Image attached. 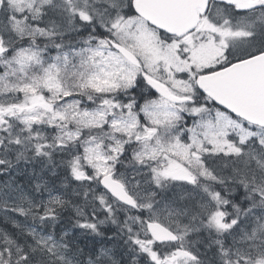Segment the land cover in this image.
Returning a JSON list of instances; mask_svg holds the SVG:
<instances>
[{
	"label": "rangeland",
	"instance_id": "374dc122",
	"mask_svg": "<svg viewBox=\"0 0 264 264\" xmlns=\"http://www.w3.org/2000/svg\"><path fill=\"white\" fill-rule=\"evenodd\" d=\"M108 3H110V0L106 1ZM113 5H110V7H112ZM67 10H71L73 9L72 4H68L67 5ZM93 14H96V16H98L97 12H94ZM101 17V14H100ZM213 32H216L218 34H221L223 32H220L219 30H216L214 27H209ZM17 30V29H15ZM13 31V30H12ZM11 31L10 36H13V33ZM29 36L31 37L32 34H29ZM9 46V45H7ZM19 53V51H17V54ZM25 53L23 54V52H20L19 54V58L21 60H23ZM1 65V64H0ZM199 68V67H197ZM181 78H183V75H181ZM185 80V78H183ZM97 82H102V77L101 74L97 76ZM49 84H52V82L49 81ZM177 85L179 88L185 87L187 88L189 85H186L185 83L180 82L179 80H177ZM8 93V91H7ZM12 98L4 95L2 97V100H0V115H3L4 111H6L7 107H10L9 109L11 110V114L13 116L14 111L13 110H17L20 111V109H23L25 107H27V105H23L21 102H19L16 98L18 97V95L16 96V92L12 93ZM15 96V97H14ZM14 97V98H13ZM22 105L21 107L18 106ZM38 104L37 99H32L29 101L28 106H29V111L27 112V118L32 120V119H36V114L38 113V108H35V106ZM17 107H16V106ZM16 111V112H17ZM4 116V115H3ZM12 118V117H11ZM27 120V119H26ZM2 121H3V117H2ZM4 123L0 122V125H3ZM30 147V145H27V142L23 141L22 142V147L21 150L25 151L28 150V148ZM6 149L5 151V156H10L9 154V147L5 146L3 147L2 145H0V149ZM52 150V149H51ZM227 150V149H226ZM7 152V153H6ZM51 152L54 153V151L52 150ZM49 152V150L47 151V153H51ZM9 154V155H8ZM163 160H161L159 162L158 168H160L159 171V176L157 178V182L160 181V179L164 176H169V175H174L175 176V186L174 187H166L167 190L170 191H165V195L167 198H164L163 204L165 205H169L170 199L172 198V196L176 195V194H181L182 192L185 191H176L177 189L179 190H186L187 189V183L190 181L191 179V175L192 173H190V170L188 168V166L185 164V162H182L181 160H179L178 158H176L174 156V152H168L167 154H164L163 156ZM96 158V156L92 153H90V159L91 161H94ZM6 164V161H0V166H3ZM11 167L13 168V165H11ZM233 168V167H232ZM19 172L17 171V173L14 172L13 177L12 178H7L6 182L3 184H0V219L2 221L3 220H8L11 219V214H8L7 212L9 210H11V208H15L17 207V210L22 211V209H27L28 211H31L32 209H34V207H37L38 210L42 209V204L45 203V207L47 204V200L49 198H51L53 195L50 192H46L45 194V198L41 200V202H37V194L40 192L39 189L41 188V186L43 185L42 179H35L34 178V174H35V169L34 168H29V169H21L18 167ZM100 171H103V167L100 166L99 167ZM25 171V172H24ZM0 173H4L3 171H0ZM6 173V172H5ZM23 174V175H22ZM27 174V175H26ZM130 179H131V186L132 187H139L143 190L144 193L147 192L146 189V185L142 184L141 186H139L138 182H134L135 180H137L139 178V175L136 171H134L132 174L129 175ZM249 176V174H248ZM18 177H22L23 179L17 183V178ZM246 180L247 183H249L250 185L253 184V187L255 186V183L253 181H255V177L253 178V181L251 180ZM258 181V180H256ZM253 182V183H252ZM52 188H54V186H52ZM59 188L60 189H67L68 185L66 184V178H64L62 181H60L59 183ZM30 189V191H29ZM35 189H37L35 191ZM76 195V193H74V196ZM169 195V196H168ZM72 204V202H70ZM257 204V203H255ZM76 209V208H75ZM251 210V209H250ZM32 213V212H31ZM181 219L185 220L187 223L184 224V228L186 230H189L191 228H195L196 226H201L199 224H201L200 219H198L197 217H188L187 214H183L181 213ZM157 215V214H156ZM155 215V216H156ZM201 215V214H200ZM15 218L14 219H22L20 218L21 216L19 215H13ZM33 219H36L35 215L31 214V218H29L27 220V223L32 222ZM173 219L176 220V222L178 221V219L180 220V218H177L175 215H172L170 217L168 216H162L161 217V221H169L171 220V223L173 222ZM170 223V224H171ZM181 225L180 223H176V225L174 226V228L176 229V231L181 230ZM26 229L28 230V233L35 236L36 232L35 229L33 227H26ZM42 230L45 231L44 227H41ZM44 236H46V232L43 233ZM17 239H21L24 240L25 239V234L23 233H18L17 234ZM6 237V233L3 229L0 228V238ZM236 238V235L230 238V241H232L233 244L236 243V241L234 240ZM28 241L29 239L26 238ZM2 240V239H0ZM202 240V239H200ZM199 240V241H200ZM13 241V240H11ZM201 243L204 245V247L207 246V242H205V240L201 241ZM144 243H140L139 245H143ZM31 250V257L33 258V256L36 255V248L34 246H32L30 248ZM79 250H81L80 247L77 248V250L72 254L69 255L68 252H65L64 250H62V248H57V250L55 251L56 253H51V256L53 259L49 258L48 256V260L51 261L48 264H84L83 260L80 259V257H77V253L79 252ZM101 253V251L99 252V254ZM136 258V257H135ZM99 261L103 260L104 258H102L101 256H98L97 258ZM108 261V259H107ZM110 261V260H109ZM101 264V263H97L94 260L91 261H87L86 264ZM109 264V263H107ZM186 264H190V263H186Z\"/></svg>",
	"mask_w": 264,
	"mask_h": 264
},
{
	"label": "trees",
	"instance_id": "16d2710c",
	"mask_svg": "<svg viewBox=\"0 0 264 264\" xmlns=\"http://www.w3.org/2000/svg\"><path fill=\"white\" fill-rule=\"evenodd\" d=\"M42 41H43L44 47L47 50L54 51L55 46H56L54 40L49 39L47 37H43ZM57 54H58V52H57ZM24 157L25 158L22 159L23 161H28V160L31 161L32 160V156H28V157L24 156ZM0 158L4 159L1 156H0ZM16 161H17V159L13 158V162H16ZM40 167L41 166H38L37 171L40 169ZM228 169L233 171L234 168L229 167ZM248 171H249V174H250L251 170H248ZM45 174H46V172H45ZM262 178H264L263 173H262ZM50 180H52V179H50ZM56 185H57V187H59V184H56ZM70 202H72V204ZM80 206L87 207V208L90 207V205L83 204L81 201L80 202L77 201V203H76V201H74L73 198H70V197L68 198L67 197L66 200L63 201L62 205L59 207V212L64 214L69 208L75 207L77 209L78 207L80 208ZM94 208H96L95 204H93L91 206V209H94ZM20 218H22V217H20ZM103 225L104 224H102V226ZM82 236H84V238L88 239L90 242H88L86 244H77L78 243L77 240H75V241H67L66 244H68V242H70V243H69V245H66L65 247L67 248V251L69 249V252H73V253L77 250L78 247H80L81 250H79V252L77 253L78 254L77 257L78 258L80 257V259L84 261V264H86L87 260H90V261H91V259L95 260V261L98 260L97 259L98 256L102 255V253L99 254V252L101 251L102 248L106 249L109 255L112 254L114 256L113 261L110 260V262H108L106 260V258L103 257L104 258L103 259L104 263H110V264H145V261L143 259H141V260L132 259L130 251L128 249H126V247L123 248L119 243H114L113 244L112 242L108 241L106 244H99L97 239H96V237L91 235V234L84 233V234H82ZM201 241H203V239L200 240L199 242H201ZM32 242H28L27 246L31 245ZM21 243L22 242H20V244ZM182 246H183V244H182ZM14 247H15L14 245H12V246L9 245V248L7 249L6 247L0 245V257H1V255L6 256L7 253H6L5 250L7 249L8 251H10L9 254H8V257H10L12 262H14L16 260L15 257H13L14 255L12 256V254H14V251L11 250ZM86 251L89 254L88 256H86L87 258L84 257V254H85ZM102 252H103V254H105V252L103 250H102ZM47 256L52 259V257H50L48 255V253H44V255H42V260L44 261V264H48L49 262H51V261L48 260ZM14 264H16V263H14ZM17 264H27V262H24L22 260L21 261L18 260Z\"/></svg>",
	"mask_w": 264,
	"mask_h": 264
},
{
	"label": "bare ground",
	"instance_id": "6f19581e",
	"mask_svg": "<svg viewBox=\"0 0 264 264\" xmlns=\"http://www.w3.org/2000/svg\"><path fill=\"white\" fill-rule=\"evenodd\" d=\"M198 70H199V68H198ZM237 72H238V69H235L234 70V75ZM176 80H179L180 82L185 83L186 85H193V86H195L197 89H199L200 91H202V95L205 96V97H207V99L211 98L212 95L215 93V91H216L215 90V84L216 83H219L220 85L223 84V81H220L218 79L215 80V81H212V83L210 85H208V86L205 85V83H204L203 80L200 81V82H198V83H195L194 84L192 82V80H190L189 77L188 78H185V80L183 78H181V76H180L179 73H176ZM156 84H158V86L160 87V89L164 93L163 96H162V98H161L162 101H164V102L169 101L170 98H171V96H172V94H171V92H168L166 90V88H165V81L164 82L163 81L162 82H156ZM236 87H237V89H236L235 93L232 94V91L228 89L229 90V93H227V94L225 93L224 96L225 97H228V96L232 95V96L235 97V101H237L238 103H241L244 98H247V97L252 98L254 96L259 95V93H264V81L262 79H257V78H254V77H249L248 76L245 82H243L242 80H237ZM179 89L181 91H185V87H182V88H179ZM187 101L188 100H185V99L181 98V102H180L179 105L182 106V107L191 108L192 107V104H190V103L188 104ZM237 102H236V104H237ZM262 173L263 172H260L259 173V174H261L260 179L261 180L262 179L264 180V178H262ZM248 174H249V171L247 170V175ZM251 189L252 188H248V192ZM29 191H30V189H29ZM225 199L227 200V198H225ZM78 202H80V201H78ZM92 203L95 204L93 201H92ZM248 203L249 204L251 203V200L250 199H249ZM83 204H85V203H83ZM253 204H255V203L253 202ZM252 207H250V209H252ZM247 209H249V208H246L244 210H247ZM88 255L89 254L86 251L85 254H84V257H86Z\"/></svg>",
	"mask_w": 264,
	"mask_h": 264
},
{
	"label": "water",
	"instance_id": "95a60500",
	"mask_svg": "<svg viewBox=\"0 0 264 264\" xmlns=\"http://www.w3.org/2000/svg\"><path fill=\"white\" fill-rule=\"evenodd\" d=\"M169 3H162L161 4V16L163 15L165 18L169 16V13H174L179 7L177 5H173L172 2L175 0H168ZM254 61H252L251 64H253ZM257 67L260 66L262 69L258 72V78L261 79V74L264 73V55H261L257 57V59L254 62ZM263 70V71H262ZM232 100L234 101L235 99H229L227 100L228 102ZM235 102V101H234ZM237 102V101H236ZM235 102V103H236ZM235 115H238L242 117L246 121H250L252 123H255L257 125H262L264 127V93H259V95L254 96L252 98H244L241 103H238L234 105H230L229 108ZM108 188V186L106 185ZM116 189H110L112 193L116 196L120 195V188L118 186L115 187ZM121 199V198H120ZM162 235L164 236V239L166 241H171L173 237L168 235L166 232H162ZM159 233V232H158Z\"/></svg>",
	"mask_w": 264,
	"mask_h": 264
},
{
	"label": "flooded vegetation",
	"instance_id": "af4514ba",
	"mask_svg": "<svg viewBox=\"0 0 264 264\" xmlns=\"http://www.w3.org/2000/svg\"><path fill=\"white\" fill-rule=\"evenodd\" d=\"M245 15H246V13H245ZM259 41H264V34L261 36ZM203 98L207 99V97H205V96H203ZM187 103L188 104L189 103L192 104L191 108H195V107L198 106L195 102H193L190 99L187 101ZM246 170H251L250 174H249V176H252L251 181H253L254 177L258 181L261 180L260 179L261 174H259L261 171L256 169V168H254L253 165L250 168L245 169L244 171H246ZM229 172H230V174L228 175V177L230 178V181H232L233 183H235L237 185H239V184H242V185L240 186L239 195L234 194V193L229 192V191L228 192L225 191L223 193L224 197L227 198V201H230L233 206H236V207L242 206L243 209L249 208L250 204L248 203V201H249L248 188H253V184L250 185L249 183L246 182V180H244V179L242 180L243 175L240 172H237V171H229ZM245 174L247 175V171L245 172ZM256 180L253 181L255 183V185L257 183ZM254 203H256V202H254Z\"/></svg>",
	"mask_w": 264,
	"mask_h": 264
}]
</instances>
